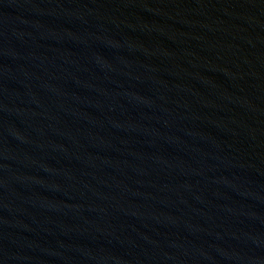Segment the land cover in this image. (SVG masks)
<instances>
[{
    "label": "water",
    "instance_id": "95a60500",
    "mask_svg": "<svg viewBox=\"0 0 264 264\" xmlns=\"http://www.w3.org/2000/svg\"><path fill=\"white\" fill-rule=\"evenodd\" d=\"M0 264H264V0H0Z\"/></svg>",
    "mask_w": 264,
    "mask_h": 264
}]
</instances>
